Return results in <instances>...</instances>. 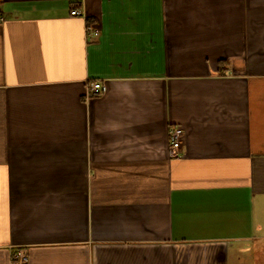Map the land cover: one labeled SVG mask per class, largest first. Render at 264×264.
Here are the masks:
<instances>
[{
  "label": "crops",
  "instance_id": "obj_1",
  "mask_svg": "<svg viewBox=\"0 0 264 264\" xmlns=\"http://www.w3.org/2000/svg\"><path fill=\"white\" fill-rule=\"evenodd\" d=\"M0 9V264H264V0Z\"/></svg>",
  "mask_w": 264,
  "mask_h": 264
},
{
  "label": "built area",
  "instance_id": "obj_2",
  "mask_svg": "<svg viewBox=\"0 0 264 264\" xmlns=\"http://www.w3.org/2000/svg\"><path fill=\"white\" fill-rule=\"evenodd\" d=\"M73 15H80L82 11L79 9H74L71 11ZM5 20L4 15L0 9V23ZM106 89L102 82H94L91 84V90L93 91H104ZM184 138V129L180 126H172L170 128V141L171 149L174 155H177V151L181 148ZM13 263L14 264H25L27 261V252L24 249H19L13 253Z\"/></svg>",
  "mask_w": 264,
  "mask_h": 264
}]
</instances>
